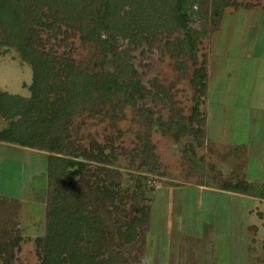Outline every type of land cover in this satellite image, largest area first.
Listing matches in <instances>:
<instances>
[{
  "label": "rangeland",
  "instance_id": "rangeland-1",
  "mask_svg": "<svg viewBox=\"0 0 264 264\" xmlns=\"http://www.w3.org/2000/svg\"><path fill=\"white\" fill-rule=\"evenodd\" d=\"M227 1L230 3L224 8L223 17H214L207 36L196 46V63L181 47L175 51L180 63L166 51L165 42L170 38L167 32L152 50L144 45L145 50H137L131 59L144 74L145 84L156 77L165 85H172L176 107L186 114L194 99L192 77L197 69L208 68V102L202 110L212 118L208 119L202 146L194 135L182 132L178 124L171 122L170 109L162 103L147 101L153 106L154 118L162 117L170 123L169 130L146 121L129 106L115 118L113 82H108L102 96L84 88V102L73 118L66 142L57 151L22 146L10 140L8 134L0 133V250L4 264H41L50 249L64 252L75 264L78 248L83 249V261H87L84 255L93 254L103 259V264H154L167 227L175 231L178 225L177 216L183 210L182 189L208 184L220 187H208L204 190L207 196L214 193L210 192L212 188L239 194V187L233 188L240 176L232 156L241 150H249V162L257 165L251 169L255 175L264 171V159H253L264 151V0ZM235 1L242 5H233ZM88 2H69L61 23H72L80 6ZM250 2L257 5L251 9L243 5ZM116 8L120 15L123 8ZM165 12L181 26L172 38H184L187 27L182 25L183 13L167 9ZM158 13L155 22L169 27L171 18L162 11ZM110 18H114L112 12L95 14V22L112 27ZM38 29L41 47L53 51L59 61L90 67L92 73L101 69L98 63L106 59L101 47L85 43L78 29L62 26L54 30L46 25ZM105 64L114 70L111 56ZM33 76L32 64L17 48H7L6 55L0 56L1 92L31 96L28 87ZM223 85L235 88L226 91L227 86ZM7 127L6 122L0 121V130ZM148 132L161 156V168L156 172L141 164V143ZM93 141L108 145L105 152L113 151L116 159L110 158V163L103 158L93 159L89 154ZM238 145L242 149L234 151ZM100 184L111 190L102 191ZM70 190L77 197L72 202L66 199ZM222 197L224 200L227 195ZM223 200L215 206L202 198L200 209L201 213L218 217L221 226L223 217H229ZM63 206L69 207L72 214L82 211L86 215L79 228L69 223H62L60 228L56 225L52 212ZM258 206L264 210V205ZM140 210L141 214L137 212ZM135 229L137 234L132 238L128 230ZM53 261L58 264L57 256Z\"/></svg>",
  "mask_w": 264,
  "mask_h": 264
},
{
  "label": "trees",
  "instance_id": "trees-1",
  "mask_svg": "<svg viewBox=\"0 0 264 264\" xmlns=\"http://www.w3.org/2000/svg\"><path fill=\"white\" fill-rule=\"evenodd\" d=\"M74 1L0 0V56L6 55L7 48L15 47L23 58L32 64L34 73L33 83L28 87L31 96L0 91V121L8 124V127L0 130V133L8 134L10 140H15L22 146L48 152L57 151L58 147L66 142L73 118L84 102L86 97L84 88L90 92L97 91L102 96L108 82H113L115 83L113 88L115 118H118L129 106L146 121L154 122L158 126L162 124L169 130L170 123L164 122L162 117L154 118L153 106L147 104V101L162 103L170 109L171 122L178 124L182 132L194 135L197 143L202 146L205 143L204 135L208 123V115L202 110L203 105L208 102V68L204 66L197 69L192 77L195 85L194 99L190 113L186 114L183 109L176 107L172 85L167 86L156 77H152L148 85L145 84L144 74L142 75L134 67L131 59L133 53L144 45H148L152 50L162 34L167 32L170 38L165 42L166 51L171 56H175L176 61L180 63L175 51L181 47L187 50L183 52L189 55V60L196 63V46L202 37L207 36L214 17H223L224 8L230 2L227 0H89L87 4L80 6L79 13L72 23L66 21L65 25L61 21L69 9L68 3ZM157 5L160 9L156 7ZM233 5L239 7L242 4H237L235 1ZM243 5L251 9L257 4L250 2ZM116 6L123 8L120 15L116 14L118 11ZM165 9L183 13L182 25L187 27L184 38L179 40L172 38L181 26L177 19H172L170 13L165 12ZM158 11L171 18L169 27L155 22L160 15ZM111 12L114 16L110 18L113 21L112 27L111 24L102 25L95 22V14L103 16ZM42 25L54 30L62 26L67 27L68 30L78 29L82 32L81 39L85 43L92 42L98 48L101 47L106 58L102 63H98L101 69L92 73L90 67L85 69L81 65H68L59 61L53 51L41 47L38 28ZM110 56L114 70L108 69L105 64ZM204 63L206 64V61ZM93 144L95 147L93 146L92 151L89 152L93 159L103 158L109 163L110 158L116 159L113 151L105 152L108 145L97 141H93ZM156 148L157 146L152 142V134L146 133L141 143L143 154L141 164L150 167L152 172L161 168V156L156 152ZM234 184L241 188L245 187V184L248 187L252 186L246 178L240 179V177ZM101 186L102 184H100L102 191L111 190L110 187ZM66 199L72 202L77 197L70 190ZM69 210V207L63 206L55 208L52 212L59 228L62 223H69L72 227L75 225L76 228L83 224L82 220L86 215L82 211H75L72 214ZM137 212L142 213L141 210ZM127 226L135 228L129 224ZM128 231L132 238L137 234V229ZM78 242L77 239V244ZM77 250L78 258L74 259L75 264H103V259H98L93 254L84 255L87 261H83V249ZM54 256H57L58 264H71V260L64 252L58 253L55 249L46 252V258L41 264H55ZM2 258L3 254L0 250V264H4Z\"/></svg>",
  "mask_w": 264,
  "mask_h": 264
},
{
  "label": "crops",
  "instance_id": "crops-1",
  "mask_svg": "<svg viewBox=\"0 0 264 264\" xmlns=\"http://www.w3.org/2000/svg\"><path fill=\"white\" fill-rule=\"evenodd\" d=\"M226 86L223 85L224 88ZM234 86H227L225 89H234ZM239 148L242 149L240 145L235 146L234 151ZM238 152V156H232L233 166L239 171L240 179L246 178L252 186L245 184L241 188L233 185V188L239 187V194L212 188L210 192L214 193L210 196L204 190L220 186L197 184L182 189L183 210L177 216L178 225L175 231H171L170 226L167 227L168 232L163 235L164 241L158 239L160 245L154 264H264V210H260L258 206L264 205V171L255 175L251 169L257 165L252 166L249 162L252 161L249 150ZM253 159H264V151H259L258 156ZM254 187L261 190L253 192ZM222 194L227 195L224 200ZM202 198L207 204L215 206H219L221 200L223 203L225 201L229 217H223L222 226L218 217L200 212ZM187 204L189 207L185 206ZM173 236L175 243H172Z\"/></svg>",
  "mask_w": 264,
  "mask_h": 264
}]
</instances>
